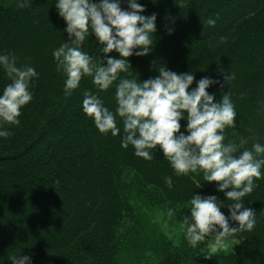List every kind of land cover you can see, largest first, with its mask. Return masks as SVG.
Returning <instances> with one entry per match:
<instances>
[{"label": "trees", "instance_id": "1", "mask_svg": "<svg viewBox=\"0 0 264 264\" xmlns=\"http://www.w3.org/2000/svg\"><path fill=\"white\" fill-rule=\"evenodd\" d=\"M138 2L145 6L141 14L156 13V30L147 55L127 58L131 75L143 81L158 75L163 64L177 73L191 71V88L204 76L222 81V73L234 74L226 86L206 89L214 100L230 93L236 116L226 140L244 137L248 148L264 144V0ZM121 7H126L123 0ZM207 18L215 24L207 25ZM64 27L54 0H30L23 9L16 0H0V52L13 53L18 65L30 63L39 74L31 101L20 109V124L0 139V264H10L8 255L18 252L30 255L32 264H264V176L243 198L244 207L257 214L256 225L234 233L237 244L227 254L200 260L201 242L188 246L183 231L178 247L146 231L134 200L165 213L172 208L182 227L191 195L224 201L223 193L201 175H173L159 150L144 160L131 146L120 147L119 133L97 131L81 111L83 92L96 91L91 78L82 77L65 96L64 78L55 70L51 52L67 40ZM82 49L103 57L92 36ZM8 82L0 72V88ZM113 92L98 93L110 110ZM180 124L183 131L185 121ZM165 176L172 177L171 189ZM226 203L220 210L227 216ZM144 250L152 260L130 262V254Z\"/></svg>", "mask_w": 264, "mask_h": 264}, {"label": "clouds", "instance_id": "2", "mask_svg": "<svg viewBox=\"0 0 264 264\" xmlns=\"http://www.w3.org/2000/svg\"><path fill=\"white\" fill-rule=\"evenodd\" d=\"M30 0H16V7L29 6ZM54 0L62 18L67 40L51 52L55 70L62 74L65 96L79 86L82 77L91 78L96 91L85 90L81 111L101 135L116 137L120 147L131 146L133 155L152 160L159 150L176 177L194 173L202 181L215 182L224 201L215 195L193 194L187 202L182 231L188 246L195 248L211 237L210 251L217 252L237 232H250L256 225V213L244 207L243 198L256 187L264 173V144L254 142L244 147L247 139H227L226 129L234 127L236 112L230 93L214 100L210 85L226 86L234 79L222 73V81L201 77L193 84L191 71L177 73L161 64L158 75L143 81L130 73V56L147 55L154 43L156 13L143 15L145 6L138 0ZM209 26L215 19L207 18ZM173 28H167L171 34ZM95 39L103 57L89 55L82 49L86 39ZM118 53L117 56L109 53ZM103 60V62H102ZM0 72L9 81L0 88V139L12 135L11 126L20 124V109L32 99L31 86L38 72L30 63L17 64L11 52H0ZM123 74V75H122ZM114 88V110L104 105L98 93ZM121 126H117V121ZM184 120L181 131L180 121ZM171 189V176L163 178ZM200 183H197V187ZM227 207V216L220 210ZM173 215V209L167 210ZM207 258L208 256L205 255ZM10 264H32L30 255L9 254Z\"/></svg>", "mask_w": 264, "mask_h": 264}, {"label": "rangeland", "instance_id": "3", "mask_svg": "<svg viewBox=\"0 0 264 264\" xmlns=\"http://www.w3.org/2000/svg\"><path fill=\"white\" fill-rule=\"evenodd\" d=\"M132 203L141 214L144 228L151 236L161 237L163 240H167L173 245H176L175 247L180 245L182 227L180 223L175 221L173 216H168L167 213L161 209V207L150 205L142 200H134ZM211 243V237L201 241L202 250L198 256L200 260H206L215 255L227 254L232 251L234 246L237 244L232 237H230L226 240L225 246L222 249L212 253L210 251ZM205 255L208 257L206 258ZM130 258V262H143L152 260L153 255L148 250H144L135 256L130 254Z\"/></svg>", "mask_w": 264, "mask_h": 264}]
</instances>
